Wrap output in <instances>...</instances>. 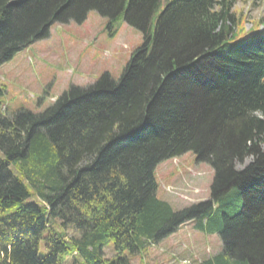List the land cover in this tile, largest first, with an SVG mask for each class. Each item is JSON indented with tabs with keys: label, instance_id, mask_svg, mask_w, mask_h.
I'll return each mask as SVG.
<instances>
[{
	"label": "trees",
	"instance_id": "trees-1",
	"mask_svg": "<svg viewBox=\"0 0 264 264\" xmlns=\"http://www.w3.org/2000/svg\"><path fill=\"white\" fill-rule=\"evenodd\" d=\"M88 9L124 13L143 42L118 80L41 113H2L0 87V264H130L186 221L222 242L201 264H264L263 18L245 29L231 0H0V64ZM188 151L213 170L210 199L174 211L154 169Z\"/></svg>",
	"mask_w": 264,
	"mask_h": 264
},
{
	"label": "rangeland",
	"instance_id": "rangeland-1",
	"mask_svg": "<svg viewBox=\"0 0 264 264\" xmlns=\"http://www.w3.org/2000/svg\"><path fill=\"white\" fill-rule=\"evenodd\" d=\"M231 1L235 19L244 15L246 27L250 21L264 18L263 0H251V4L248 0ZM243 35L245 30L238 29L236 37ZM142 42L141 31L126 22L124 13L110 20L97 10L88 9L80 21L54 20L43 37L22 46L0 64V87L4 89L1 111L8 116L18 111L41 113L72 87L88 88L103 74L116 81ZM261 147L264 150V144ZM250 162L251 156H246L234 162V167L243 169ZM154 177L156 196L174 211L210 199L213 170L191 151L176 159L161 160ZM195 225L194 221H186L156 243L125 256L130 264H201L221 252L222 242L218 234H205ZM70 236L77 233L68 230L67 237ZM40 248L47 251L43 243ZM103 252L105 258L113 257L112 244ZM75 253L64 256L63 264H81L80 258L73 257Z\"/></svg>",
	"mask_w": 264,
	"mask_h": 264
},
{
	"label": "bare ground",
	"instance_id": "bare-ground-1",
	"mask_svg": "<svg viewBox=\"0 0 264 264\" xmlns=\"http://www.w3.org/2000/svg\"><path fill=\"white\" fill-rule=\"evenodd\" d=\"M199 227V226H198Z\"/></svg>",
	"mask_w": 264,
	"mask_h": 264
}]
</instances>
